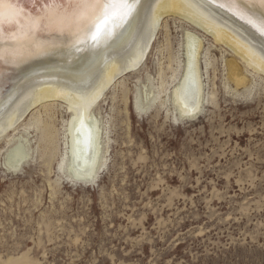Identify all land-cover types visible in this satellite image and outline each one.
I'll return each instance as SVG.
<instances>
[{
  "label": "rangeland",
  "instance_id": "1",
  "mask_svg": "<svg viewBox=\"0 0 264 264\" xmlns=\"http://www.w3.org/2000/svg\"><path fill=\"white\" fill-rule=\"evenodd\" d=\"M188 29L202 42L203 100L182 118L171 90ZM150 44L92 105L93 179L65 169L72 111L61 101L0 141V264H264V74L178 15L156 21ZM14 142L26 154L17 170L4 161Z\"/></svg>",
  "mask_w": 264,
  "mask_h": 264
},
{
  "label": "bare ground",
  "instance_id": "2",
  "mask_svg": "<svg viewBox=\"0 0 264 264\" xmlns=\"http://www.w3.org/2000/svg\"><path fill=\"white\" fill-rule=\"evenodd\" d=\"M45 2L18 0L20 8L33 17L43 14ZM58 2L67 4L69 0ZM141 5L139 17L130 23L109 22L108 35L99 43L91 35L77 34V29L71 27L62 31L39 29L35 33L39 47L13 51L7 43L0 44L5 53V58L0 60V141L10 142V132L22 125L26 114L36 120L37 107L45 106L46 100L61 101L72 111L67 124L65 169L76 180L93 179L102 161L101 130L92 105L116 78L137 70L142 64L155 34L156 21L162 15L185 18L264 74L261 38L250 35L254 30L229 11L227 0H141ZM100 26L103 27V21ZM4 30L5 41L9 40L8 33L16 31L7 23ZM201 45L193 30L183 32L182 68L171 90L172 103L182 118L195 117L202 107ZM228 64L237 83L245 81L237 60L232 58ZM149 98L145 93V100ZM23 146L14 142L7 149L4 161L10 169L17 170L24 163Z\"/></svg>",
  "mask_w": 264,
  "mask_h": 264
},
{
  "label": "snow or ice",
  "instance_id": "3",
  "mask_svg": "<svg viewBox=\"0 0 264 264\" xmlns=\"http://www.w3.org/2000/svg\"><path fill=\"white\" fill-rule=\"evenodd\" d=\"M229 11L249 26L250 35H259V48L264 52V0H227ZM141 0H69L67 4L58 0H46L42 13L31 16L20 8L18 0H0V44L7 43L13 51L18 48L39 47L35 33L41 28L62 31L75 27L77 34L91 35L99 43L108 35V23L117 20L130 23L139 17ZM150 7V6H149ZM103 21V27L100 22ZM13 25L15 32L8 33L5 41L4 25ZM19 33V34H17ZM11 55V53H10ZM5 58L0 48V60Z\"/></svg>",
  "mask_w": 264,
  "mask_h": 264
}]
</instances>
